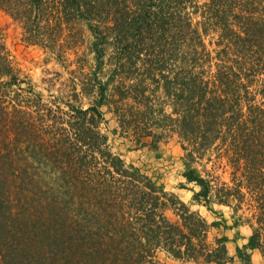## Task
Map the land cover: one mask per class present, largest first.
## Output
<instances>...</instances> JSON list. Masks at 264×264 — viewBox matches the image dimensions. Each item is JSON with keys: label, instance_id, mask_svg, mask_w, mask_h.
<instances>
[{"label": "trees", "instance_id": "16d2710c", "mask_svg": "<svg viewBox=\"0 0 264 264\" xmlns=\"http://www.w3.org/2000/svg\"><path fill=\"white\" fill-rule=\"evenodd\" d=\"M23 39L72 66L84 25L94 64L40 84L0 44V264H264V0H0ZM106 113L110 115L107 121ZM176 141L196 203L251 229L229 253L209 223L127 167ZM172 211L175 219L167 212Z\"/></svg>", "mask_w": 264, "mask_h": 264}, {"label": "rangeland", "instance_id": "374dc122", "mask_svg": "<svg viewBox=\"0 0 264 264\" xmlns=\"http://www.w3.org/2000/svg\"><path fill=\"white\" fill-rule=\"evenodd\" d=\"M64 39L62 44L68 48L69 61L73 63L66 69L71 71L84 67L85 71H88L94 64V55L90 49L93 39L86 26L79 25L72 31L70 29L65 33ZM0 44L7 48L15 66L35 83L40 84L42 78L51 77L47 72L62 74L64 76L62 80L69 77L68 70L57 61L56 55L24 41L21 26L3 12H0ZM103 111L107 121L110 120V115L105 109ZM115 127L116 124L110 121L105 131L110 136V144L122 155L127 167H135L141 173L152 176L166 192L177 196L181 202L192 211L199 212L209 223H224L220 230H214L213 233L228 238L231 256L236 255L238 247L243 248L248 243L252 231L249 226L233 217L231 208L217 204L207 207L193 200L194 187L192 184H187L182 176L185 170L182 160L184 153L176 141L161 143L155 149H136L130 141L112 135L111 131ZM167 215L175 219L172 211L167 212ZM158 259L165 264H182L167 257L165 253H159ZM252 260L255 264L263 262L258 251L252 252ZM230 264H240V262L236 258Z\"/></svg>", "mask_w": 264, "mask_h": 264}]
</instances>
